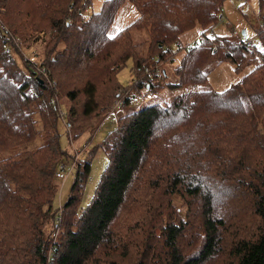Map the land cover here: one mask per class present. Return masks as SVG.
<instances>
[{
    "label": "trees",
    "instance_id": "obj_1",
    "mask_svg": "<svg viewBox=\"0 0 264 264\" xmlns=\"http://www.w3.org/2000/svg\"><path fill=\"white\" fill-rule=\"evenodd\" d=\"M126 1L137 17L111 34ZM223 1L105 0L87 14L90 0H0V25L48 73L42 83L16 47L6 54L0 31V152L41 139L0 159V264H264V0H257L260 63L241 40L210 36ZM195 25L199 45L179 48ZM140 31L146 36L136 39ZM178 53L174 81L163 82L160 65ZM128 59L134 78L122 87L116 74ZM223 62L236 74L245 70L239 87L190 89ZM145 69L160 71L161 80ZM66 75L72 80L64 85ZM183 86L189 90L169 102L119 116L86 159L75 161L54 227L58 166L73 160L59 144L60 117L71 143L81 133L68 128L107 116L115 99L123 98L121 109L140 89L149 95ZM97 150L107 163L79 210ZM173 200L187 209L173 210Z\"/></svg>",
    "mask_w": 264,
    "mask_h": 264
},
{
    "label": "rangeland",
    "instance_id": "obj_2",
    "mask_svg": "<svg viewBox=\"0 0 264 264\" xmlns=\"http://www.w3.org/2000/svg\"><path fill=\"white\" fill-rule=\"evenodd\" d=\"M104 1L105 0H90V7L87 11V14L100 11L104 4ZM245 2L246 3H243V0H224L220 13L221 18L218 17L217 24L213 27L212 34L215 37L223 38L224 41L228 43V42H237L239 40L244 39L245 37H242V32H244L246 34L245 36L251 38L253 44L257 48H259L258 41L255 37L256 31L258 30L260 24V22L257 21L256 19V17L258 16V2L257 0H245ZM242 6L244 7L243 10H241ZM136 17H137L136 10L131 6V4L128 1L124 2L117 9L115 13L113 24L110 29L111 34L115 33L117 30L131 23ZM200 32H201L200 27L195 25L194 27L183 33L180 36L179 40L182 45L192 43L194 40L199 39ZM145 36H146L145 31L134 33V37L136 39L143 38ZM23 47L24 44L22 43L21 40V45L15 48L17 49L18 52H20L22 56V60L24 62L25 61L31 62L33 66H35V68L43 67V66H39V63L41 61L39 55L37 53L32 55L31 52H29L27 49ZM170 48L173 51H175L177 49V45L174 43L173 45H171ZM23 54H25V56H27L28 58L25 57ZM29 58L32 59L33 61L30 60ZM179 58H180V54L178 53L173 56L171 61L164 62L160 65V70L166 69L167 71V76L163 77L162 79L163 82L174 81V75L172 74L171 69L177 67L176 65L178 64ZM132 66H133L132 60L128 59L125 65L121 69H119V71L116 74V80L117 82H119V84L122 87L129 86L134 78L132 73ZM244 71L241 74H236L234 72V67L231 63L223 62L219 66L211 67L210 74L205 84L195 86L190 89L222 91L230 86L239 87V80L241 78V75L244 73ZM46 75L48 77V73H46ZM38 79H40L42 83L43 80H47L42 76H40ZM63 79H65L64 85L69 80H72V78L69 77L68 75L64 76ZM51 87L54 88L53 90H56V94H58L59 90L57 91L56 81L53 80ZM188 90L189 87L183 86L174 89L166 88L159 93L149 94V95L145 94V89H140V92L131 93L130 102L127 105L122 106L121 109L115 110L109 113L107 116H100L93 118L91 120L80 121V123L73 125L71 128L69 127L68 130L71 135L79 132L81 133V135L71 143L69 142V135L65 128V123L63 119L60 117V119L57 122V131L60 136L59 137L60 147L62 149L67 150L68 152L70 150V153L72 152V157L74 161L82 160L84 158L86 159V157L89 155V152H91L94 148H96L97 144L102 142V140L107 135V133L115 128L116 119L119 116L136 111L150 104H155V103L163 104L169 102L173 97L185 93ZM57 97L59 98L60 96ZM118 99H122V97ZM114 101H116V99ZM244 106L248 114L251 115L252 112L249 105L247 103H244ZM63 110L64 109L62 108L61 111L63 112ZM93 127H95V129L92 131L91 129ZM40 143H41V139L39 138L31 143L2 151L0 152V159L11 156L21 150L35 148ZM76 149H81V152L78 155V157L75 159L74 155L76 152L79 151V150L75 151ZM84 149L86 151H84ZM106 163H107V157L104 154V152H102L101 150H97L96 154L91 159L90 171L87 178L84 181V186H83L84 189L82 193L83 195L81 196V200L79 203V210L85 208L89 203ZM57 176L59 181V189L52 204L54 211L55 210L58 211V209L66 201L73 181V175L71 174L66 176L59 172V175L57 174ZM172 206H173V210L174 208L177 210L187 209L183 207L185 205L180 204L179 200L176 201L173 200ZM189 208L194 210L196 208V205L192 204L191 206H189ZM154 231L156 232L157 229H154ZM58 233L59 232H56L55 239L57 238ZM146 233L150 234V231Z\"/></svg>",
    "mask_w": 264,
    "mask_h": 264
},
{
    "label": "built area",
    "instance_id": "obj_3",
    "mask_svg": "<svg viewBox=\"0 0 264 264\" xmlns=\"http://www.w3.org/2000/svg\"><path fill=\"white\" fill-rule=\"evenodd\" d=\"M243 3H246L245 0H243ZM243 9H244V7L242 6L241 7V10H243ZM219 18H221V15L219 16ZM256 19H257V21H259L258 20V17H256ZM259 27L260 28H263L262 24H259ZM0 31L7 38L6 42L4 44H2V49L4 50V52L6 54H10L11 53V51H12V45L14 47H18L19 45H21V39L18 36H12L11 33L9 32V30L6 27L0 25ZM199 40H201V37H199V39L194 40L192 43H188L186 45H182L180 42H178L177 44H178V47L179 48L191 49L192 47H196V46L199 45V43H200ZM240 43H241V45L243 46V48L246 50V52L248 54L253 55L256 63H260L261 62V58L258 55L257 49H256L255 45L253 44V41H252L251 38L245 37L244 39H242L240 41ZM215 50L216 49L213 48L212 53H214ZM25 57H27V56H25ZM30 60H32V59H30ZM30 65L33 66V64L31 62H30ZM34 68H35V66H34ZM35 69L37 70V72L39 74H41V76L43 78H46L47 79L46 71L44 70L43 67H38V68H35ZM145 73L148 74L149 76H154L157 79H159L161 77L160 71H157V70L151 72L148 69H145ZM122 104H123V98L122 99H117L113 103V106L110 108L109 111L112 112L114 110L119 109ZM77 150H79V151L75 153V155H74L75 159L78 157V155L81 152V149H76L75 151H77ZM74 163H75V161L72 160L71 162H64V163L59 164V166H58L59 172L62 173V174H64V175H66V176L67 175H70L72 173V171H73ZM59 215H60V211H57L56 212V215L54 216L53 223H52L54 227L58 226V224L60 222L59 221V219H60ZM55 235H56V230H54L52 232V237L54 238Z\"/></svg>",
    "mask_w": 264,
    "mask_h": 264
},
{
    "label": "water",
    "instance_id": "obj_4",
    "mask_svg": "<svg viewBox=\"0 0 264 264\" xmlns=\"http://www.w3.org/2000/svg\"><path fill=\"white\" fill-rule=\"evenodd\" d=\"M242 37H245V33L244 32H242Z\"/></svg>",
    "mask_w": 264,
    "mask_h": 264
},
{
    "label": "crops",
    "instance_id": "obj_5",
    "mask_svg": "<svg viewBox=\"0 0 264 264\" xmlns=\"http://www.w3.org/2000/svg\"><path fill=\"white\" fill-rule=\"evenodd\" d=\"M212 34V33H211ZM211 34H210V36H211ZM246 35V34H245ZM212 36H213V34H212ZM246 37V36H245ZM179 42H180V40H179ZM181 43V42H180ZM234 67V66H233Z\"/></svg>",
    "mask_w": 264,
    "mask_h": 264
}]
</instances>
